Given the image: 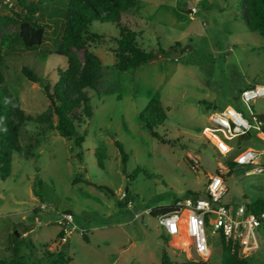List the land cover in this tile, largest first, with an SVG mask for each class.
<instances>
[{
	"label": "rangeland",
	"instance_id": "374dc122",
	"mask_svg": "<svg viewBox=\"0 0 264 264\" xmlns=\"http://www.w3.org/2000/svg\"><path fill=\"white\" fill-rule=\"evenodd\" d=\"M138 1L124 22L155 58L136 69L118 70L114 50L120 29L112 23H92L90 30L102 36L91 49L102 59L103 76L96 90L87 91L92 115L78 130L85 138L82 146L74 137L64 138L35 120L20 129L22 147L31 155L14 153L11 175H0V259L13 257L17 250L25 264H51L55 257L44 253L48 249L66 251L70 264H161L164 252L183 263L189 260L183 244L168 236L146 211L174 207L191 193L204 197L209 178L217 174L230 190L224 203L229 195L238 197L241 186L263 179L264 175L245 176L255 166L229 168V159L214 147L223 153L229 150L220 140L237 147L231 158L247 148L264 152L260 132L219 140L210 120L212 112L231 107L252 124L258 118L264 122V98L249 106L240 101L243 91L264 85V38L249 28L244 0ZM0 2V17L15 18L11 7L15 12L19 8L12 0L8 6V0ZM45 4L40 17L49 26L46 44L34 51L6 44L0 65L5 85L33 117L49 109L43 84L55 83L58 71L68 66L53 45L62 20L53 19L52 4ZM18 31L13 23L1 24L0 42L4 36L15 38ZM23 66L40 80L29 81ZM152 99L159 100L167 113L165 123L156 129L167 144L141 124L140 114ZM77 176L84 182L73 184ZM122 199L126 200L121 206ZM67 211L73 214L75 228L68 244L60 245L58 221ZM212 230L207 232L209 260L222 264L223 241ZM250 264H264V257L253 258Z\"/></svg>",
	"mask_w": 264,
	"mask_h": 264
},
{
	"label": "trees",
	"instance_id": "16d2710c",
	"mask_svg": "<svg viewBox=\"0 0 264 264\" xmlns=\"http://www.w3.org/2000/svg\"><path fill=\"white\" fill-rule=\"evenodd\" d=\"M11 0L5 2L8 6ZM13 5L19 8L13 15L0 17L1 24L10 22L18 27L15 38L4 36L0 42V65L5 57L3 48L6 44H21L27 50H37L47 42V28L41 21L42 6L48 2L52 4L50 16L62 20L59 37L55 40L54 52L67 59L68 66L59 70L55 83L43 84L45 94L50 102L47 113L33 117L22 108L19 99L15 98L8 87L0 71V175L8 178L11 175V160L14 153L28 158L31 153L24 149L20 140V129L27 121L35 120L46 124L50 129H55L64 138H75V143L82 146L85 141L83 135L78 133L85 121L91 118L92 106L89 90H96L103 76L102 59L91 49V44L101 35L90 30L93 22L112 23L120 29V37L116 39L117 48L114 50L117 60L116 68L120 71L136 69L143 64L151 62L155 58L153 52L144 49L137 41V33L124 22L127 19L126 12L138 5V0H12ZM2 3L0 2V6ZM46 5V4H45ZM243 6L249 28L258 32L264 38V0H244ZM57 24V20L54 21ZM82 53V57L79 53ZM51 54V53H47ZM23 75L31 82H38V75L27 66L22 67ZM54 117L56 122L54 123ZM167 120V113L161 102L152 99L140 114V121L144 128L160 142L168 141L156 130ZM249 134L238 138H244ZM122 161L127 162V155L120 146ZM238 148H234V153ZM231 154V153H230ZM238 155V154H237ZM236 155V156H237ZM229 156V155H228ZM227 166L233 168L236 163L234 158L228 157ZM226 157V156H223ZM230 173V171H229ZM77 176L73 184L84 182ZM86 181V180H85ZM190 195H197L191 193ZM126 199H122V206ZM174 207H160L151 210L154 217L172 211ZM264 210V204L258 201L256 205L249 206L248 211L260 213ZM67 213H70L67 211ZM72 214V213H71ZM59 239L63 238L61 232ZM222 264H250L248 258L240 252V248L227 242L223 236ZM33 246V245H32ZM17 249V248H16ZM44 253L49 257H55L51 264H70L71 258L65 251L52 253L45 249ZM0 264H25L23 256L16 255L10 258L0 259ZM161 264H211L207 262H195L186 260L177 263L170 255L163 253Z\"/></svg>",
	"mask_w": 264,
	"mask_h": 264
},
{
	"label": "built area",
	"instance_id": "2783aa9c",
	"mask_svg": "<svg viewBox=\"0 0 264 264\" xmlns=\"http://www.w3.org/2000/svg\"><path fill=\"white\" fill-rule=\"evenodd\" d=\"M261 98H264V85H256L240 95V101L248 106ZM210 120L216 129H213L212 133L210 128H207L219 140L222 138L225 141H231L251 133L252 130L260 133L264 131V122L261 119L258 118V121L252 124L242 113L231 107L212 112ZM220 142L229 150L223 153L214 145L219 155L227 157L234 151V146L224 144L221 140ZM263 157L264 152L247 148L240 151L233 161L239 166H255L253 173L260 174L264 172V163L260 162ZM227 192L223 176L217 174L209 178L204 197L192 195L184 201H177L172 211L155 216L163 231L168 236L177 237L183 244L187 259L195 262L209 261L211 250L208 244V228L213 229V234L220 233L227 242L239 247L243 255L260 248L257 230L264 223V210L256 214L248 211L243 205L238 206L237 209L229 207L223 202ZM127 206L132 209V202L129 201ZM42 208L45 209V206L43 205ZM146 214L151 215V210L146 211ZM139 217L136 214V218ZM58 224L62 226L64 236L70 235L75 228L73 214L62 213ZM23 236L25 237L26 234Z\"/></svg>",
	"mask_w": 264,
	"mask_h": 264
},
{
	"label": "crops",
	"instance_id": "0c3cea01",
	"mask_svg": "<svg viewBox=\"0 0 264 264\" xmlns=\"http://www.w3.org/2000/svg\"><path fill=\"white\" fill-rule=\"evenodd\" d=\"M263 130H264V127H263ZM260 134L261 136H264V132ZM251 175H264V172L260 174L253 173L252 170L251 171L247 170L245 172L246 177L251 176ZM229 193H230V190H228L227 194ZM258 201L264 204V177L261 181L253 185H248L246 188L241 186L239 196L237 197V195H229V197L225 201V204L229 207H233L234 209H237V207L241 205L245 206L248 209L249 206L256 205ZM67 237L68 236H63V238L59 239L60 240L59 244L63 245L64 242L68 244L69 240H67L68 239ZM257 237H258L260 248L258 250H254L250 252L249 254L245 255L248 258L249 263H250V260H252L253 258H256L259 260L261 257L262 258L264 257V223L258 228Z\"/></svg>",
	"mask_w": 264,
	"mask_h": 264
},
{
	"label": "bare ground",
	"instance_id": "6f19581e",
	"mask_svg": "<svg viewBox=\"0 0 264 264\" xmlns=\"http://www.w3.org/2000/svg\"><path fill=\"white\" fill-rule=\"evenodd\" d=\"M264 137V136H263Z\"/></svg>",
	"mask_w": 264,
	"mask_h": 264
}]
</instances>
